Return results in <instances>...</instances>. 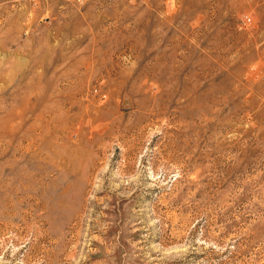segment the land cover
Listing matches in <instances>:
<instances>
[{"label": "rangeland", "instance_id": "rangeland-1", "mask_svg": "<svg viewBox=\"0 0 264 264\" xmlns=\"http://www.w3.org/2000/svg\"><path fill=\"white\" fill-rule=\"evenodd\" d=\"M0 264H264V0H0Z\"/></svg>", "mask_w": 264, "mask_h": 264}]
</instances>
